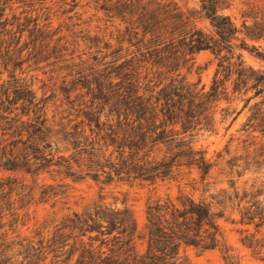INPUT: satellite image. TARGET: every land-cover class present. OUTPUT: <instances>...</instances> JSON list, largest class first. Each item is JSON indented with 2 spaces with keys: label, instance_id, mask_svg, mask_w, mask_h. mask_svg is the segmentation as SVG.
Instances as JSON below:
<instances>
[{
  "label": "trees",
  "instance_id": "trees-1",
  "mask_svg": "<svg viewBox=\"0 0 264 264\" xmlns=\"http://www.w3.org/2000/svg\"><path fill=\"white\" fill-rule=\"evenodd\" d=\"M70 1L74 2L72 10L78 0ZM90 1L110 20L119 18L124 30L117 32L118 41L112 45L105 31L90 35L82 28L87 43L106 50L102 56L105 66L81 76L85 91L80 94L78 88L79 100L66 95V103L61 102L54 112L58 121L53 122L48 117L47 101L36 97L33 81L21 76V66L28 60L42 61L55 39L50 36L49 24L43 22L51 9L47 2L58 8L68 2L0 0V169L21 168L38 174L55 166L50 171H69L72 157L55 154L67 152L69 146L77 157L76 165L82 168L79 172L84 171L85 176L103 185L131 179L154 183L173 178L179 166H196L202 179L212 163L202 151L192 148L190 137L200 129L214 127L215 107L221 100L228 104L244 100V109L257 99L250 106L245 131L259 129L264 133V70L247 64L240 51H255L263 60L264 52L254 46L249 48L244 40L237 42L236 25L221 12L231 0H198V9L186 10L174 0ZM17 8L22 11L16 13ZM75 15L80 22L81 14ZM198 17L208 21L209 30L197 26ZM82 23L86 24L81 21L72 26ZM254 28L257 36L264 34L263 24ZM25 32L30 39L21 42ZM200 50H210L217 58V70L207 90L181 76L182 68L194 62L193 56ZM21 51H26L25 58L19 56ZM108 57L110 60H106ZM229 109L230 105L220 108L225 115L230 114ZM60 144L66 147L62 149ZM53 145L56 147L51 151ZM161 147L167 150L159 157ZM9 186L0 183L4 198L0 202V222L14 216L16 203L23 199L13 198L14 188ZM254 187L253 183L251 188ZM191 188L194 190L196 185L191 184ZM258 190L250 196L255 197ZM247 194L222 190L220 198L210 196L211 200L206 201L179 190L175 197L147 201L146 247L138 253L132 245L136 232L132 210L123 202L122 207L106 203V194L100 193L89 207L49 226L52 229L41 225L30 238L25 236L19 242L3 240L0 264H71L75 255L74 264H192L185 255L186 248L205 251L224 245L217 218L223 216L226 202L239 207L241 222L249 223L257 217V225L264 223L259 201L245 200ZM96 241H100L99 249ZM262 242L242 241L253 254L264 249ZM101 246L105 250L101 251ZM5 250L14 253L3 256ZM228 251H223L224 257L232 264Z\"/></svg>",
  "mask_w": 264,
  "mask_h": 264
},
{
  "label": "rangeland",
  "instance_id": "rangeland-1",
  "mask_svg": "<svg viewBox=\"0 0 264 264\" xmlns=\"http://www.w3.org/2000/svg\"><path fill=\"white\" fill-rule=\"evenodd\" d=\"M66 1L68 4L61 8L51 4L52 2L45 4L51 9L48 19L43 22L49 24L50 36L55 39L49 44L48 53L41 57L42 61L33 63L35 61L28 60L21 66V76L27 77L30 82L33 81L31 87L36 92V97H43L47 101L48 117H52L53 122L58 121V116L55 118L54 112L61 102L66 103V95L69 94L70 99L79 100L80 96H76L78 88H80V94L85 91L81 88V76L101 71L105 66L102 56L106 50L87 43L82 37L84 35L82 28L88 30L90 35H94L98 30L101 34L105 31V37L112 45L118 41L117 32L124 30V24L119 18L110 20L105 11L95 8L93 1L78 0V5L72 10L70 8L74 2ZM174 1L182 10L198 9V0ZM64 10L70 11L62 13ZM21 11V8L16 9V13ZM39 12L41 13L42 10ZM75 12L81 14V21H85L86 24L83 22L81 25L72 26L74 22H81L74 19ZM221 12L229 15L236 25L238 43L244 40L249 48L254 46L264 52V34L257 36L254 28L258 24L264 26V0H231ZM42 15L45 16L44 13ZM196 23L203 30L210 29L208 21L203 17H198ZM57 38L59 41H56ZM24 39H30L28 32L24 33L21 42ZM240 52L247 64L264 70V60L255 55V51L243 49ZM20 54L23 58L26 57V51H21L19 56ZM193 57L194 62L182 68L181 76L185 77V81L195 84L197 88L207 90L217 70V58L210 50H200ZM106 60H110V57ZM82 63H85L84 67ZM5 77L4 74L2 78ZM255 101L257 99L251 100L249 105L242 109L244 100L236 99L230 104L226 100H221L215 107L214 127L210 130L200 129L190 137L192 148L202 151L205 158L212 163L209 172L202 179L196 166H179L174 169L173 178L157 180L154 183L131 179L103 185L85 176L84 171L79 172L82 168L76 165L77 157L73 156L74 150H71L69 146L67 152L55 153L56 156L62 154L72 157V167L69 171L64 169L61 173L50 171L55 170V166L44 168L38 174L26 173L21 168L0 169V183L5 182L7 186L14 188L13 198L17 196L23 198L22 201L18 200L16 209H13L15 215L8 216L0 222V243L3 240L19 242L25 236L30 238L37 231L38 226L45 225L47 228L71 216L74 212L81 213L98 199L100 193L106 194L107 197L104 200L106 203L114 202L122 207L120 203L123 202V205L132 210L136 223L132 245L138 253H142L146 247V203L154 198L167 195L175 197L178 191L182 190L208 201L211 200L210 196L220 198L222 190L227 193L238 192L240 196L246 191L248 194L245 200H258L261 209L264 210V133L259 129L251 133L245 131V124L248 123L251 114L250 106ZM227 105H230L229 115H225L220 110ZM240 109L242 110L237 114L236 112ZM56 128L54 126V129ZM24 138L26 139L27 136L25 135ZM59 146L62 149L66 147L64 144ZM55 147L53 145L51 151H54ZM166 150L161 147L158 156L164 155ZM193 183L196 185L194 190L191 188ZM253 183L255 187L251 188ZM202 188L207 190L202 192ZM256 188H260L258 194L251 197L250 193L253 194ZM5 190L7 191V188ZM1 201H4V198L0 194ZM237 208L239 207L226 202L223 216L217 218L222 232L223 246L205 251L191 247L185 249V255L192 264H228L223 252L226 248L232 256V264H264V249L260 253L253 254L251 247L242 243L243 238L245 243L256 239L264 243V223L257 225V217L249 223L241 222ZM99 242H95L96 249H99L97 247L100 246ZM100 250H105V247L101 246ZM12 253H14L13 250H5L3 256ZM75 259L76 255L72 257L70 263L74 264Z\"/></svg>",
  "mask_w": 264,
  "mask_h": 264
}]
</instances>
